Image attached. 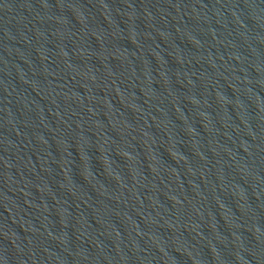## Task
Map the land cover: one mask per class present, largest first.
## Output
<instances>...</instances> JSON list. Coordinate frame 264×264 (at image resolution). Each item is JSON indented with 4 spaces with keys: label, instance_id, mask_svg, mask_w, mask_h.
<instances>
[{
    "label": "water",
    "instance_id": "95a60500",
    "mask_svg": "<svg viewBox=\"0 0 264 264\" xmlns=\"http://www.w3.org/2000/svg\"><path fill=\"white\" fill-rule=\"evenodd\" d=\"M0 264H264V0H0Z\"/></svg>",
    "mask_w": 264,
    "mask_h": 264
}]
</instances>
